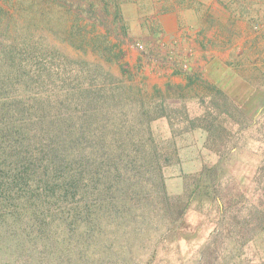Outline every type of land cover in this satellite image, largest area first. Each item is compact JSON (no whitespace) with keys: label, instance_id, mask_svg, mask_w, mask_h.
Masks as SVG:
<instances>
[{"label":"rangeland","instance_id":"374dc122","mask_svg":"<svg viewBox=\"0 0 264 264\" xmlns=\"http://www.w3.org/2000/svg\"><path fill=\"white\" fill-rule=\"evenodd\" d=\"M11 57L83 153L168 157L166 190L191 203L153 264H233L209 236L216 199L241 220L263 198L264 0H0V74Z\"/></svg>","mask_w":264,"mask_h":264},{"label":"trees","instance_id":"16d2710c","mask_svg":"<svg viewBox=\"0 0 264 264\" xmlns=\"http://www.w3.org/2000/svg\"><path fill=\"white\" fill-rule=\"evenodd\" d=\"M9 60L18 73L0 74V264H105L106 255L140 264L134 249L150 245L143 264H153L191 203L167 192L168 157L83 153L82 125L51 122L24 62ZM261 191L241 220L215 200L210 245H223L233 264H264V184Z\"/></svg>","mask_w":264,"mask_h":264},{"label":"crops","instance_id":"0c3cea01","mask_svg":"<svg viewBox=\"0 0 264 264\" xmlns=\"http://www.w3.org/2000/svg\"><path fill=\"white\" fill-rule=\"evenodd\" d=\"M164 23H169L170 25L172 24V25H176V27L175 28H177V27H179V25L182 23V21H181V18L180 17H175V18H173V17H171V16H167V19H165V21L162 23V24H164ZM160 24V27H161V29H164L165 30V32L166 33H168V27L166 28V26L165 25H163L162 26V24L161 23H159Z\"/></svg>","mask_w":264,"mask_h":264}]
</instances>
